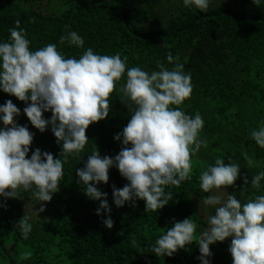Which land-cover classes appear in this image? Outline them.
Listing matches in <instances>:
<instances>
[{
	"label": "trees",
	"instance_id": "obj_1",
	"mask_svg": "<svg viewBox=\"0 0 264 264\" xmlns=\"http://www.w3.org/2000/svg\"><path fill=\"white\" fill-rule=\"evenodd\" d=\"M212 2L207 12H201L195 5L186 7L183 0H0V43L9 41V29L19 20L32 51L51 43L65 58L79 59L91 47L100 55L127 56L128 68L138 66L149 73L159 71L158 61L169 70L180 63L191 74L193 93L179 107L192 116L200 112L204 119L200 138L211 130L206 111L202 110L205 104L214 114L227 117L234 108L253 99L264 126V0H260L259 7L252 0H243L246 14L230 6L214 7ZM70 31L84 39L82 48L59 43V38ZM169 53L173 57L171 63L167 59ZM125 83L126 73L110 96L108 117L90 125L85 148L68 157L59 191L50 202H41L33 190L21 189L17 199L5 201L0 197V202L7 204L6 209L0 208V264H201L197 259L201 255L198 238L207 230L209 218L219 206L203 203L211 195L199 186L200 173L206 169H192L191 180L182 181L178 187L166 186L165 191H171L173 199L163 209L146 211L143 200H136L135 206L115 204L112 185L121 188L127 180L117 168H111L108 184L96 185L107 193L114 221L111 229L102 223L108 213L95 214L100 201L88 198L85 186L78 183L76 169L84 167L95 146L101 156L110 157L122 147V140H114V135L122 132L131 118L120 102L119 90ZM7 100L21 110L17 122L35 134L29 158L36 148L59 158L61 145L51 127L41 133L24 115L25 103L0 90V105ZM44 117L50 118L51 112H45ZM251 131L231 129L229 140L234 145L253 146L255 158L264 160V149L251 138ZM60 158L63 160V156ZM260 172H264V167ZM261 182L263 187L264 179ZM227 191L242 204L263 195L261 191H249L241 178ZM41 204L46 210L37 215ZM25 214L33 225L27 240L23 239L18 222ZM189 217L198 225L197 241L172 257L156 256L151 251L156 240L166 234L173 220ZM230 242L228 238L210 245V264H232ZM22 252L32 255L20 260Z\"/></svg>",
	"mask_w": 264,
	"mask_h": 264
},
{
	"label": "clouds",
	"instance_id": "obj_2",
	"mask_svg": "<svg viewBox=\"0 0 264 264\" xmlns=\"http://www.w3.org/2000/svg\"><path fill=\"white\" fill-rule=\"evenodd\" d=\"M210 0H183L186 7L195 5L201 12H207ZM259 7L260 0H252ZM8 42L0 43V90L25 103L24 115L31 125L41 133L49 126L61 145L59 158L48 151L36 148L29 152L34 133L27 125H20L16 118L21 110L7 100L0 105V197L17 199L20 190L34 191L41 202H50L59 191L64 176V164L70 155H78L89 142L88 127L104 120L111 111L110 96L116 91V82L126 73V83L120 88V102L131 113L123 131L114 135L122 147L114 157L101 156L95 146L88 155L83 168L76 169L85 195L100 201L96 215L108 213L102 223L108 229L114 221L107 203V193L96 185L109 182V170L117 168L127 183L117 188L112 185L114 202L118 207L136 200L145 202L146 211L163 209L173 199L166 186H179L182 181L191 180L193 160L201 147H207V140L200 138L204 119L200 112L187 114L179 106L193 93L190 73L184 65L176 63L169 70L157 62L159 71L147 72L141 67H127L128 57L100 55L89 47L79 59L65 58L56 44H47L38 50H30V40L20 21L9 29ZM84 46V39L70 31L59 38V43ZM173 61L171 53L167 57ZM175 105L177 107H172ZM45 112H51L46 119ZM251 138L264 149V126L252 130ZM63 156V160L60 158ZM244 159L249 167L255 166L253 158L245 152ZM239 164L225 163L217 158L199 176V186L205 192L213 189L234 187L241 178ZM248 184L247 175L242 177ZM264 172L251 178V186L259 189ZM205 205L215 207V214L209 218V226L198 238L197 257L201 264H210L213 253L210 245L231 238L228 251L232 264H264V195L255 196L245 203L234 194L210 195L203 199ZM6 202L0 208L6 209ZM41 204L36 214L44 212ZM26 214L19 219L23 239L27 240L33 225ZM198 225L191 217L182 221L173 220L166 234L160 236L151 251L156 256L172 257L197 241ZM133 246L136 240L132 239ZM31 252H22L19 259L31 257Z\"/></svg>",
	"mask_w": 264,
	"mask_h": 264
},
{
	"label": "rangeland",
	"instance_id": "obj_3",
	"mask_svg": "<svg viewBox=\"0 0 264 264\" xmlns=\"http://www.w3.org/2000/svg\"><path fill=\"white\" fill-rule=\"evenodd\" d=\"M136 1V0H131ZM243 0H213L211 3L214 7L230 6L242 14H246V8L243 9ZM253 99L245 101L241 108H234L229 115L219 116L214 114V111L209 109L208 105H204L202 110H205L207 119L210 121L208 132H205L203 138L207 140V147H201L200 151L193 157V169H206L208 165H213L217 158L225 159V163L230 162L239 164L241 179L247 175L249 183L246 184V188L249 191H261L264 195V186L260 182V188L256 189L251 186V178L260 173V170L264 167V160L255 158L252 148L253 146L234 145L230 142V130H255L263 126L262 115L259 114V110L255 107ZM237 115V116H236ZM233 122L229 124L230 122ZM229 122V123H228ZM247 153L249 157L255 161V166L249 167L244 159L243 153ZM239 179V178H238ZM223 195L225 199L228 195L227 189H213L211 195Z\"/></svg>",
	"mask_w": 264,
	"mask_h": 264
}]
</instances>
